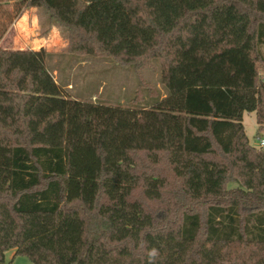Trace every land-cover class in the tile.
<instances>
[{
  "label": "trees",
  "instance_id": "1",
  "mask_svg": "<svg viewBox=\"0 0 264 264\" xmlns=\"http://www.w3.org/2000/svg\"><path fill=\"white\" fill-rule=\"evenodd\" d=\"M15 1L72 54L159 59L167 95L72 97L46 49L0 47V264H264V147L243 124L264 133V0Z\"/></svg>",
  "mask_w": 264,
  "mask_h": 264
},
{
  "label": "rangeland",
  "instance_id": "2",
  "mask_svg": "<svg viewBox=\"0 0 264 264\" xmlns=\"http://www.w3.org/2000/svg\"><path fill=\"white\" fill-rule=\"evenodd\" d=\"M15 0H0V47L6 49H46L47 67L65 86L69 96L101 103L131 107L148 105L167 95L162 83L161 61L153 60L139 70L123 66L112 59L75 55L68 50L67 30L51 21L43 8L31 7L20 14ZM243 124L250 143L260 148L255 112H245ZM230 187L237 186L231 183ZM11 264H30L25 255L14 250L6 253Z\"/></svg>",
  "mask_w": 264,
  "mask_h": 264
},
{
  "label": "clouds",
  "instance_id": "3",
  "mask_svg": "<svg viewBox=\"0 0 264 264\" xmlns=\"http://www.w3.org/2000/svg\"><path fill=\"white\" fill-rule=\"evenodd\" d=\"M157 255H158V252H157L156 249L153 248L152 250L149 251L148 257H149L150 264H151L152 261L155 260V258L157 257Z\"/></svg>",
  "mask_w": 264,
  "mask_h": 264
},
{
  "label": "built area",
  "instance_id": "4",
  "mask_svg": "<svg viewBox=\"0 0 264 264\" xmlns=\"http://www.w3.org/2000/svg\"><path fill=\"white\" fill-rule=\"evenodd\" d=\"M260 147H264V140L260 139V143H259Z\"/></svg>",
  "mask_w": 264,
  "mask_h": 264
}]
</instances>
